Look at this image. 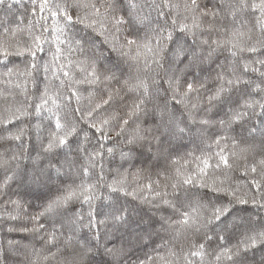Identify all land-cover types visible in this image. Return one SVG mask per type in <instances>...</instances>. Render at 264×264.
<instances>
[{
    "label": "snow or ice",
    "instance_id": "1",
    "mask_svg": "<svg viewBox=\"0 0 264 264\" xmlns=\"http://www.w3.org/2000/svg\"><path fill=\"white\" fill-rule=\"evenodd\" d=\"M0 12V264H264V0Z\"/></svg>",
    "mask_w": 264,
    "mask_h": 264
},
{
    "label": "trees",
    "instance_id": "2",
    "mask_svg": "<svg viewBox=\"0 0 264 264\" xmlns=\"http://www.w3.org/2000/svg\"><path fill=\"white\" fill-rule=\"evenodd\" d=\"M3 13L2 12H0V15H2Z\"/></svg>",
    "mask_w": 264,
    "mask_h": 264
}]
</instances>
